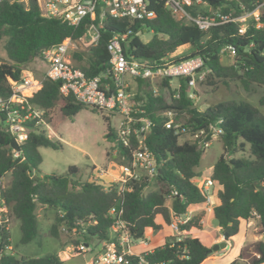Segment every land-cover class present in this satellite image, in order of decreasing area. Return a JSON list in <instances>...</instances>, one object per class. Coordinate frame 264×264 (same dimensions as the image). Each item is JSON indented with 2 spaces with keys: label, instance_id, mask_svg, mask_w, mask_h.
Listing matches in <instances>:
<instances>
[{
  "label": "trees",
  "instance_id": "1",
  "mask_svg": "<svg viewBox=\"0 0 264 264\" xmlns=\"http://www.w3.org/2000/svg\"><path fill=\"white\" fill-rule=\"evenodd\" d=\"M148 1L156 12L155 18L143 23L128 18L106 17L97 44L84 51H72L71 61L83 60V65L78 68L89 77L102 74L109 65L107 41L114 34L126 33L122 47L128 59L162 65L165 60L177 62L200 56L209 70L204 80L210 84L215 80L226 84L228 80L237 79L246 90L252 84L262 86L263 93L258 103L264 107L263 0H204L211 10L232 16L252 11L259 5V19L248 18L243 34L238 32V23L231 21L207 31L201 30L188 20L176 19L163 5V0ZM185 9L191 15L210 13L195 5H186ZM84 24L85 20L78 26H71L56 18L42 17L36 0H1L0 38H4L5 57L0 58V95L7 97L11 93L9 81H20L25 64L40 60L44 49L65 37L77 39L83 36ZM147 30L152 32V36L144 42L139 34ZM184 45L189 46L188 53L173 55ZM227 47L233 54L230 65L221 62L222 51ZM137 81L139 84L150 83L143 79ZM178 81L179 87L172 89L171 79L160 80V85L168 89L167 96L148 90L140 97L143 103L141 115L151 120L145 145L157 163L153 180L159 184L158 188L148 189L150 179L142 177L131 180L129 189L118 192L115 183L105 186L104 183L80 179L74 165L68 167L66 175L50 173L40 176L37 174L41 163L39 148L60 149L63 144L49 139L42 130L34 129L20 145L19 156L13 157L8 146L11 136L3 131L0 120V178L9 175L8 182L0 187V195L7 211L18 222L20 244L30 243L38 237L36 208L39 205L55 210V226L74 231L83 243L91 246L116 241L117 234L111 231L115 220L109 212L111 208L122 210L119 217L126 223L131 239L137 241L144 238L147 228L154 231L162 229V224L155 220L157 215L168 225L172 217L186 213L190 204L205 202L207 193L195 182L200 175L196 167L203 151L196 142H180L174 129L166 127L165 110H173L177 116H183L182 125L192 132L207 131L209 125L221 130L222 153L213 163L209 179L218 185L217 204L212 208V217L217 218L224 239L229 241L238 233L241 219L247 220L255 215L258 218L257 232L264 235L263 112L245 100L220 101L200 110L188 96L187 78H179ZM58 88V82L42 78L38 86L27 91L32 103L51 113L56 128L61 121L87 107L76 103L71 96H62ZM103 118L106 131L102 137L108 141L105 151L108 161L129 163L131 153L138 145L136 138L132 136L129 145L123 146L117 141L116 127L109 117L104 115ZM245 151L247 154H243ZM236 153L242 154L235 156ZM173 190L176 195H171ZM170 196L171 211L165 205ZM6 216L7 213L0 220V264H67L56 253L37 257L8 253L11 242ZM203 216L204 212H200L179 224L178 228L185 232V236L180 240L166 238L161 246L143 253L145 260L150 264H203L209 255V247L190 232L193 228L202 229ZM126 258L127 264H137L136 256L126 255ZM239 260L248 264L263 263L264 241L243 245L238 259L231 264H241Z\"/></svg>",
  "mask_w": 264,
  "mask_h": 264
},
{
  "label": "built area",
  "instance_id": "2",
  "mask_svg": "<svg viewBox=\"0 0 264 264\" xmlns=\"http://www.w3.org/2000/svg\"><path fill=\"white\" fill-rule=\"evenodd\" d=\"M36 3L42 17L56 18L71 26H78L85 20V33L77 39L65 37L61 42L44 49L40 59L46 67L43 76L36 77L32 72L23 69L20 81H9L11 93L7 97L0 95V120L3 131L8 133L19 147L16 150L9 143L12 156H19L20 145L34 129L42 130L51 140L65 142L54 127L50 113L45 108L32 103L27 95V91L38 86L42 78H47L59 83L58 89L62 96H71L76 103L96 108L105 115L119 116L116 137L123 146L129 145L132 136L136 138L138 145L131 153L130 162L127 164L114 162L118 173L116 176L111 175L109 181L117 184L118 192L129 189L128 183L131 180L142 178V171L147 176L153 177L157 172V163L154 155L145 145V137L151 126V120L147 116L141 115L143 103L129 101L130 94L127 91L129 80L187 78L188 96L192 98L194 93L190 89L194 88L197 82L204 80L205 75L209 72L203 59L200 56H193L177 62L165 60L162 65H149L148 62L140 59H128L122 47L127 34H114L106 44L110 56L108 69L100 75L89 77L72 64L70 52L78 50L80 45L87 49L96 45L106 17L128 18L143 23L155 18L156 12L150 8L149 1L36 0ZM201 4L207 6L204 0H163V5L176 19L188 20L204 31L231 21L238 23V32L243 34L246 31L248 18L259 19V5L254 10L245 11L238 16H232L230 13L223 14L218 10H211L209 7L210 13L191 15L185 9L186 5L198 6ZM229 49L230 47L226 48V50ZM163 114L167 117L165 122L167 128L174 129L178 136L187 134L189 141L196 142L202 151L207 149L212 140L221 134L220 128L215 125H209L207 131L201 129L192 132L182 124L176 123L174 120L175 111L165 110ZM105 172L103 167L97 168L95 174L97 177L90 180L103 183L101 175ZM97 178L102 180L99 181ZM210 185H212V180L206 179L200 186L208 194ZM176 194L175 190L171 192V195ZM208 198L207 195V200ZM109 212L115 216L111 231L117 234V239L116 241L102 242L101 250L88 264H127L126 255L136 256L137 264H150L145 260L143 253L132 254L130 252L129 246L132 239L126 223L119 217L122 210L111 208ZM6 213L7 207L0 195V220ZM255 216L257 217V215ZM175 218L176 220L171 221L169 225L175 232L181 233L178 225L185 223L189 218L185 215ZM176 239L180 240L181 237ZM90 248L89 244L82 242L78 245L77 250L86 252Z\"/></svg>",
  "mask_w": 264,
  "mask_h": 264
},
{
  "label": "rangeland",
  "instance_id": "3",
  "mask_svg": "<svg viewBox=\"0 0 264 264\" xmlns=\"http://www.w3.org/2000/svg\"><path fill=\"white\" fill-rule=\"evenodd\" d=\"M264 1V0H263ZM198 8L204 11H210L208 6L201 4ZM152 36V32L147 30L139 34L142 41H148ZM4 38H0V58L5 57L3 49ZM87 48L83 45L79 46L77 51H84ZM72 52V51H71ZM70 52V55H71ZM189 52V46L184 45L177 48L173 55L186 54ZM72 62V61H71ZM221 62L224 65H230L233 62V54L229 50H223L221 55ZM37 63V62H36ZM84 61L72 62L73 65L79 67L83 65ZM35 62L25 64L24 68L34 67ZM30 70V69H29ZM205 79V78H204ZM149 85L138 83L135 79L129 80L128 92L130 94L129 101L131 103H142L140 97L144 96L145 91L151 90L154 94H162L167 96L168 89L160 85L159 78L148 79ZM210 84L208 81H199L195 87L190 89L194 93L192 97L193 103L200 110H204L208 106L214 105L220 101H239L245 100L252 105L258 107L264 113V107L259 106L258 100L263 93V87L252 84L249 90L244 89L241 83L235 79L225 83L217 80ZM172 89L179 87L178 79H172L170 82ZM189 90V88H188ZM139 97V98H138ZM51 114V113H50ZM105 114L99 111H93L91 107L81 109L75 116L66 118L58 124V133L64 139L62 148L52 149L48 147H40L41 163L38 166L37 174L42 176L44 174L56 173L66 175L68 167L74 165L78 169L77 176L82 180H90L95 175H91V159L102 164L105 161V149L108 147V141L102 135L106 131V122L103 118ZM108 116L113 126H117L119 116ZM174 116V120L178 124L184 121L183 116ZM52 120V115H51ZM54 125V123H53ZM55 127V126H54ZM56 128V127H55ZM57 129V128H56ZM179 141H189L187 134L179 136ZM222 153V146L219 141V136L212 140L211 145L203 150L196 171L199 172V177L195 182L199 183L202 177H206L211 169L212 164L217 160ZM242 153H236L239 156ZM243 154H247L245 151ZM108 159L106 158V162ZM110 161V160H109ZM113 169H116L113 167ZM141 176L150 179L148 189L158 188L159 184L154 182L153 177H149L144 171ZM207 178V177H206ZM99 181L102 179L97 178ZM9 180V175L6 174L0 178V187L4 186ZM104 184L110 181H104ZM36 214L38 219L39 234L35 241L27 244H20V230L18 222L13 215L7 211V228L9 230V238L11 246L7 250L8 253L15 256H43L48 253H56L61 260L67 261V264H86L90 263L92 259L99 253L101 246L91 244V248L86 252H79L77 247L82 240L74 231H68L62 226H55L56 212L49 207L37 206ZM55 230L53 231V227ZM149 239V246L156 244L159 239V232H149L147 234ZM77 241V244L75 243ZM139 242V241H138ZM231 243V240H230ZM213 251V250H212ZM234 248L229 251L228 256L232 255ZM224 257L223 259H225Z\"/></svg>",
  "mask_w": 264,
  "mask_h": 264
},
{
  "label": "crops",
  "instance_id": "4",
  "mask_svg": "<svg viewBox=\"0 0 264 264\" xmlns=\"http://www.w3.org/2000/svg\"><path fill=\"white\" fill-rule=\"evenodd\" d=\"M182 47V46H180ZM32 63L35 62L34 67L30 68H24L34 74L36 77H42L45 72V64L41 60H34L31 61ZM37 62V63H36ZM30 69V70H29ZM264 114V113H263ZM58 131V128H57ZM62 137V136H61ZM63 144V143H62ZM106 151V149H105ZM105 154V153H104ZM106 154H105V161L102 164L96 163L93 158L91 159L92 165H91V175L96 174V170L99 167H103L106 172L101 175L104 181H109L110 176L114 175L116 176L118 173V168L114 161H107L106 162ZM213 165V164H212ZM115 167L116 169H113ZM212 169V166H211ZM211 169L209 170V173L206 177H202L200 182L198 183L201 185L205 182L206 179H209V176L211 174ZM218 189V185L212 181V185L208 187V200L202 203L197 204H190L187 208V212L182 214L185 215L187 218H191L192 216L204 212L203 219L201 221L202 223V229L197 230L195 228L191 229V234L194 236H197L207 247L212 248L215 244H219L222 241L226 242L225 248H220L219 250H213L209 253L206 261L203 264H231L233 260L238 259V252L240 248L250 242L257 241V240H263L264 241V235L259 234L257 232L258 227V218L256 216H253L247 220L241 219L239 223V231L238 233L230 240L227 241L224 239L220 232V227L216 226L212 223V208L214 205L217 204L216 199V191ZM171 202L172 198L168 197L165 201V205L169 208L171 211ZM156 222L159 224H162V229L157 230L159 232V239L156 242V244L149 246V239L147 237V234L149 232H154L151 228H147L145 230L144 238L141 240L134 241L132 240L129 246L130 252L132 254H139L144 253L147 251H151L153 248L157 246H161L166 238L168 237H184L185 232L181 230V233L175 232L170 225H166L160 215L156 216ZM176 218L172 217L171 221H175ZM139 241V242H138ZM101 244L99 245V247ZM232 246L234 248V252L232 255L228 256L229 251L232 249ZM226 257L225 259H223ZM241 264H248L245 260H239ZM261 264H264L261 263Z\"/></svg>",
  "mask_w": 264,
  "mask_h": 264
},
{
  "label": "water",
  "instance_id": "5",
  "mask_svg": "<svg viewBox=\"0 0 264 264\" xmlns=\"http://www.w3.org/2000/svg\"><path fill=\"white\" fill-rule=\"evenodd\" d=\"M10 146L13 147L14 149L18 150L19 147L18 145L15 143L14 139L10 140ZM212 223L216 226H218V220L217 218H212ZM226 247V242L222 241L219 244H215L212 248H209L207 250V253H210L212 250H219L220 248H225Z\"/></svg>",
  "mask_w": 264,
  "mask_h": 264
}]
</instances>
